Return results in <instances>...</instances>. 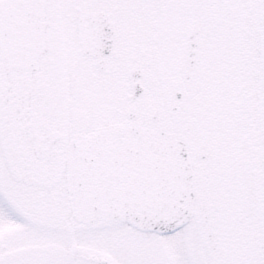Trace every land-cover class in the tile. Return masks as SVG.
<instances>
[{
  "label": "snow or ice",
  "instance_id": "6c2138e0",
  "mask_svg": "<svg viewBox=\"0 0 264 264\" xmlns=\"http://www.w3.org/2000/svg\"><path fill=\"white\" fill-rule=\"evenodd\" d=\"M0 264H264V0H0Z\"/></svg>",
  "mask_w": 264,
  "mask_h": 264
}]
</instances>
